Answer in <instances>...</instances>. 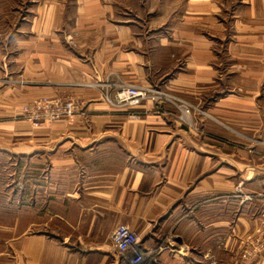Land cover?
Returning a JSON list of instances; mask_svg holds the SVG:
<instances>
[{
    "label": "crops",
    "instance_id": "1",
    "mask_svg": "<svg viewBox=\"0 0 264 264\" xmlns=\"http://www.w3.org/2000/svg\"><path fill=\"white\" fill-rule=\"evenodd\" d=\"M183 1L178 18L118 11L125 0H37L19 28L3 24L0 81L29 84L0 90L4 114L44 97L83 103L69 120L5 126L20 137L5 150L37 163L21 202H0L6 264H129L111 242L121 225L139 234L146 264H243L238 243L255 233L264 240V157L224 149L221 127L201 115L182 120L169 104L131 109L106 100L121 82L161 83L220 121L264 131V0H240L249 10L232 12L229 32L219 0Z\"/></svg>",
    "mask_w": 264,
    "mask_h": 264
},
{
    "label": "rangeland",
    "instance_id": "2",
    "mask_svg": "<svg viewBox=\"0 0 264 264\" xmlns=\"http://www.w3.org/2000/svg\"><path fill=\"white\" fill-rule=\"evenodd\" d=\"M33 1H35L33 3ZM126 6H128L127 9H124L125 5L124 3H119L118 11L128 12V10H132L133 12L140 13L142 10H160L163 14H170L173 12L174 16L178 15V18L183 14L182 10L186 3H184L183 0H145L144 3L141 2V0H125ZM163 1V2H162ZM219 3L221 6H223L222 11V18L221 21L224 23V25L227 26L223 31L229 32L231 29V21L232 16L235 10L244 12L245 10L248 11L249 9L247 7H240V0H219ZM140 5H143L144 7L141 8ZM37 6V0H0V30L5 31V26L3 24L11 22L12 26L16 29L19 28L27 18L29 19L32 14V11L35 10V7ZM121 7V8H120ZM259 11V10H258ZM136 14V13H135ZM177 18V19H178ZM143 21L145 18L143 17ZM165 20V19H164ZM163 21V19H159L158 22L160 23ZM222 50L219 51L220 57L219 61L222 63L220 69L222 71V86L221 90L223 94L229 93L227 90L231 89L230 81H229V66L225 67V65L229 64V51L226 47V42H222ZM238 72L242 71V68H237ZM11 80H8L9 83L6 84V80L0 81V90H4L5 87H10L13 90L21 91L25 87L29 86L28 82L21 76L10 78ZM234 83H231L232 89L234 87ZM237 85V84H236ZM252 85V84H250ZM123 86H137L140 88H152L151 91L152 96H155L158 100L157 104H169L174 106L176 109L180 111L181 119H184V116H193L195 114L201 115V117L207 119V120H214L217 122V124L221 127L222 131V147L224 149H233L237 150L239 153L240 158L246 157L247 154L252 155L253 160L255 162L261 163L262 158L264 157V131L262 130V126H254V128H249L245 124L239 123L238 125L231 124L229 121H225L226 119H223L222 121L214 118L212 114H209L207 111H204L199 104L195 105L191 103L190 101L180 97L177 94L176 90L172 89L169 86L162 85H147L142 86L138 84L133 83H125L121 82L120 85H116L115 88L112 90L113 93L118 91L120 87ZM237 86H241V83H238ZM264 90V89H263ZM259 94H264L262 92V89L260 88L259 84ZM211 93V92H210ZM214 93V92H213ZM212 93V94H213ZM198 94V93H196ZM3 94H0V145H3L0 149V202H4L7 195H9L10 199H14L15 202L19 201L21 202V195L22 190L27 192V187H32V183L29 185L27 184V181L25 179V175H27L28 170H37L36 166L37 163L34 161V164L28 163V161L22 159L17 156H13L11 153L7 152L5 150V145L9 144L11 146L12 144L20 143V137H13L11 134L8 135V131L6 132L5 126L6 124L13 122V121H27L31 122L35 127H38L42 125L43 123L52 124L55 122L50 121H31L28 117L30 115L28 113H24L25 110L34 108V103L38 100H35L34 102H30L26 105H22L19 107V110L17 113L13 115H6L4 114V107L5 104L2 103L4 99H2ZM4 98V97H3ZM44 98H51V97H44ZM51 99H60L63 101L67 100H76L75 98H62V97H54ZM258 103L261 107H264V97H260L257 99ZM81 102V101H80ZM76 116V115H75ZM74 116V117H75ZM67 120V119H66ZM69 120V119H68ZM245 122L242 119H239V122ZM232 136V138L230 137ZM13 140L10 142L9 140ZM33 169H32V168ZM30 168V169H29ZM8 223L5 222V220H0V251H5V231L4 226ZM261 230V229H260ZM255 237L249 239L248 243H238V250L240 251L239 255L241 258V262L244 264L247 261V258L250 262H254V264H264V240L262 239L260 233H255ZM258 235H260V238H258ZM11 257H5V255L0 256V264H6L11 262ZM12 261H14L12 259ZM223 264H231L232 261L229 259V257H225L223 259Z\"/></svg>",
    "mask_w": 264,
    "mask_h": 264
},
{
    "label": "built area",
    "instance_id": "3",
    "mask_svg": "<svg viewBox=\"0 0 264 264\" xmlns=\"http://www.w3.org/2000/svg\"><path fill=\"white\" fill-rule=\"evenodd\" d=\"M152 88H140L137 86H123L113 96L106 93V100L117 107L135 109L144 102H157L151 94ZM34 108L26 109L24 113L30 115L31 121L58 122L74 118L82 112L83 103L79 100H67L42 98L34 103ZM113 249L121 256H125L129 264H146L149 252L143 250L140 236L128 226H118L111 234ZM152 253V252H150Z\"/></svg>",
    "mask_w": 264,
    "mask_h": 264
}]
</instances>
